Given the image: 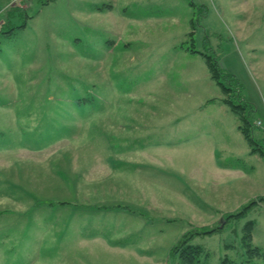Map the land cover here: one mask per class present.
Here are the masks:
<instances>
[{"label": "rangeland", "instance_id": "obj_1", "mask_svg": "<svg viewBox=\"0 0 264 264\" xmlns=\"http://www.w3.org/2000/svg\"><path fill=\"white\" fill-rule=\"evenodd\" d=\"M204 54L250 109L253 143ZM33 141L53 144L70 191L47 189ZM260 197L264 0H0V264H181L183 240L200 264H264L241 240L251 221L264 253ZM66 206L74 227L56 228Z\"/></svg>", "mask_w": 264, "mask_h": 264}, {"label": "trees", "instance_id": "obj_2", "mask_svg": "<svg viewBox=\"0 0 264 264\" xmlns=\"http://www.w3.org/2000/svg\"><path fill=\"white\" fill-rule=\"evenodd\" d=\"M191 52H196V51L191 50ZM204 56L211 78L216 81L217 85H219L222 90L223 102L229 106L232 112L238 115V118L241 121V124L239 125V129L241 130V133L249 143H253L251 137V128H250L251 123L247 117L250 109L247 107V105L244 102H241L240 96H238L236 93H232L233 89L231 87H228L225 83L221 81L220 78L221 76L227 77L228 75L223 74L221 72V68L218 65V61L212 58V56L210 55L204 54ZM261 199H264V197H260L259 200ZM239 213L241 212H238L237 214H228L226 217H224V219L226 220L227 218L238 215ZM252 224L253 223L250 221L244 226L243 234L241 237L242 245L245 248L244 251L246 252L248 258L247 261L250 260L251 256H264V253L261 252L259 247L252 246V244L250 243ZM217 229L219 228L215 227L212 229H202L203 231L200 230L199 232L206 233ZM228 246L226 247L228 248ZM171 253L173 255H177L181 264H200V256L201 254L204 253V251L200 246L188 243L187 240H183L173 246ZM223 262L225 264L228 263L227 259L223 260Z\"/></svg>", "mask_w": 264, "mask_h": 264}, {"label": "crops", "instance_id": "obj_3", "mask_svg": "<svg viewBox=\"0 0 264 264\" xmlns=\"http://www.w3.org/2000/svg\"><path fill=\"white\" fill-rule=\"evenodd\" d=\"M39 97L40 96H35V97H33V99H37ZM81 101L82 100L80 99L79 101H77V103L79 104V102H81ZM19 119H21V121L23 123V124H21V123L20 124L21 125H25L24 123L26 121H23L22 114L19 116ZM44 130L45 129H39L38 131H35L34 132V130L27 129L26 132H25V134L26 133H28V134L29 133H32V134L35 133V134L40 135L42 133V131H44ZM34 143L37 144V145H39V146L32 145L31 146V150L32 151H39V152H42L43 151L42 156L45 157L44 158V164L46 165L45 168H47L48 175H49V177H47V179H50L49 182L51 184L47 189L54 190V191H58V190L59 191H62V188L64 186V187H66L70 191L71 190V186L69 184V181H68L67 177L62 173V170H61V168H62V165H61L62 161L61 160L58 161L57 160L58 158H56L54 162H51L49 160L50 155H52V153L54 151L53 144H51V143L44 144V143H42L40 141L39 142H34ZM9 146H13L14 147L13 144H10ZM106 149L110 150V149H112V146L111 145H107ZM22 150H26V147H22ZM20 155L27 156V155H31V154L29 152H27V153H20V154H18V156H20ZM32 155L35 156L37 154H32ZM63 162H66V160H64ZM101 162L103 163V166L106 169V170L105 169H103V170H105L106 173H107V175H108L109 174V171L111 169V164H107V160H103ZM19 165H21L19 168L23 167V164L22 163L19 164ZM26 166L29 167V165H26ZM73 190H76L75 187H73ZM10 197L16 198L14 196V194L10 195ZM44 198H46L45 201H47V198H51V197H44ZM19 200H25V197H21ZM37 202H41V201L40 200H37ZM59 205L63 206V204H59ZM89 210L91 211V210H94V209L89 207ZM18 213H19V211L17 212V214ZM23 213L25 215H27L26 212H23ZM9 214H12V212H10ZM78 214H79L78 207H74L73 208L71 206L70 207L69 206H66V207H62V209L58 212V216L56 218H52L51 220H52V222H55L57 225H60V227H56V228L63 229V228H65V227L68 226V224H69L70 221H71L70 222V227H74V226H71V225H72V222H73L75 216L78 215ZM18 220H23V219H18ZM38 220H40V219H38ZM90 224L91 223H85V224H81V225L78 224L76 228H77V230L78 229H81V230L82 229H89V226H92ZM61 239H60V241H61ZM104 246H106V248L111 249V247L107 246L106 243H104ZM87 249H89V248H87ZM64 251H65L64 245L61 246L59 249L56 248V257H57V259H62L63 260V259H66L67 257H70L69 254L68 255L64 254ZM78 259H81V257H78Z\"/></svg>", "mask_w": 264, "mask_h": 264}]
</instances>
